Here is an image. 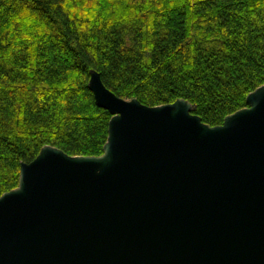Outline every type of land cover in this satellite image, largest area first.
Instances as JSON below:
<instances>
[{
    "label": "water",
    "instance_id": "water-1",
    "mask_svg": "<svg viewBox=\"0 0 264 264\" xmlns=\"http://www.w3.org/2000/svg\"><path fill=\"white\" fill-rule=\"evenodd\" d=\"M101 156L45 146L0 197V264H264V85L211 127L90 72Z\"/></svg>",
    "mask_w": 264,
    "mask_h": 264
},
{
    "label": "trees",
    "instance_id": "trees-1",
    "mask_svg": "<svg viewBox=\"0 0 264 264\" xmlns=\"http://www.w3.org/2000/svg\"><path fill=\"white\" fill-rule=\"evenodd\" d=\"M92 70L120 98L184 99L222 125L264 85V0H0V197L45 146L103 154Z\"/></svg>",
    "mask_w": 264,
    "mask_h": 264
}]
</instances>
